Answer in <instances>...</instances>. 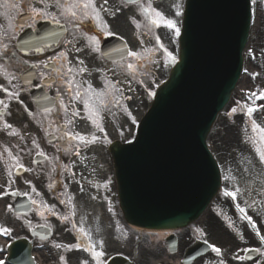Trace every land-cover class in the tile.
<instances>
[{"label":"water","instance_id":"95a60500","mask_svg":"<svg viewBox=\"0 0 264 264\" xmlns=\"http://www.w3.org/2000/svg\"><path fill=\"white\" fill-rule=\"evenodd\" d=\"M248 29V0L188 1L181 63L171 83L162 89L153 116L163 124V130L152 129L149 119L136 144L139 149L154 148L162 139L182 152L158 150L155 156H141L143 163L158 161L173 163L174 167L163 175L162 184L156 182V170H151L148 174L152 179L146 176L144 181L152 184L143 183L122 198L130 222L147 227H157L165 219L164 223L185 224V208L193 207V212L197 201L203 206L216 192L219 174L204 140L239 78ZM130 170L135 178H144L136 163ZM159 196L165 197L168 213L163 212ZM172 198L177 209H169ZM190 200L192 205L186 206Z\"/></svg>","mask_w":264,"mask_h":264},{"label":"snow or ice","instance_id":"6c2138e0","mask_svg":"<svg viewBox=\"0 0 264 264\" xmlns=\"http://www.w3.org/2000/svg\"><path fill=\"white\" fill-rule=\"evenodd\" d=\"M33 0H24L23 5L21 3H12L9 2V0H5L4 3L0 4V7H2L5 11V13L10 12H17L19 13V10L21 7H26L28 4L32 3ZM127 4L129 5H137L142 16L144 17L145 24L144 27L147 28L149 32L152 31L153 27H161L163 26L166 28L170 33L171 36L169 39L173 40L175 42L178 40L181 35V27L182 23L179 20V18L183 15L181 11V6L179 4L175 5V11L172 17L165 16L161 11L153 8L151 6V3L149 2L147 6L142 2V0H126ZM38 3L41 5L40 7L32 6L30 8V14L27 16L26 19H24L23 23L15 24V26L12 27L11 33L6 34V38L8 40H15L16 35L18 32L23 31L25 27H33L38 20H50L51 23L60 26L61 21H65V28L64 30L67 31V25H71V28L73 30V39L65 41L66 44L70 45V50L66 51H60L56 54L55 57L50 58L48 61H46L43 64V69L46 70L49 65L52 66L53 72L55 73V76H53L51 73H46L44 70H39L40 66L37 64H28L25 71L28 73V76H34L37 75V72L32 71L33 69L38 70V75L41 79H47L53 84H60L64 87V94L61 95L60 90H57V95L54 97H48L45 95L42 99L46 101L47 103L42 105V110L38 113L41 118V127H44V121L47 120L50 122L51 126L56 127L59 124V117H60V111H63L64 114V127L59 128V139L65 140L67 142V147L63 149V152L65 155H75L77 157H81V149L83 147H87L90 143H95L97 140L100 139L99 136H96L93 134L91 136V139L89 140L86 138L84 134H81L79 132L70 131L68 126L73 125L74 118L80 117V110L75 107L76 103L83 104L85 112L88 113L87 119L91 121L93 125H96V120L93 119L94 115H99L103 112H111L113 107H123L120 104V100L127 99L131 100L132 97H124L123 92L121 88L119 87V81H112V80H105V87L103 89L97 90L93 87L90 81H84V80H77V76H82L85 72H88L87 67H85V61L82 59H79V57L76 58V64L74 65L72 60L69 59L70 51L72 52H83L85 48H91L92 51H99L98 47H94V45L99 44V40L97 39V36L95 34H90L92 32V29H95L96 31H99L100 33H105L107 35H114L109 28L110 26L105 21L103 13H109L113 16L116 15V12H110L109 8L106 7L108 4V0H103V3H101L99 6H97L96 0H38ZM52 9H55L54 11ZM118 11V10H117ZM85 22H88L89 27L85 29ZM133 23L136 24L137 28L141 27L140 23H137L135 20H133ZM75 33H79V37L75 35ZM55 35V33H53ZM83 38L86 43L83 47H76V43H78L79 39ZM160 37H156V41L159 43ZM143 43V41H141ZM27 46V47H25ZM28 47H32L34 51L39 52L41 49L39 47H35L31 41H24L23 45L19 47V51L21 52H27ZM163 50L162 59L165 61V66H167L168 63L174 64L177 60L176 55L173 53V51H170L168 48L164 47V45L161 43L159 44V48L155 49V51ZM116 51H120V49H116ZM17 53L16 51H13L9 48L8 43L4 42L3 38H0V59L8 58L10 61H14ZM147 63L156 64L159 63L154 58V54L148 57H145L142 55V53H138L135 51H126L124 58L121 62L117 63V67L121 71H125L130 73L132 76H136L138 72L143 70L144 73H148ZM59 62L60 66H56V64ZM22 64H26L27 61H22ZM15 64H0V74L3 75L4 79L7 81L8 85L11 86V89L9 87L4 86L3 84H0V91H3L6 94L7 99H14L19 101V96L21 92L24 90L22 87H20L18 84H14L13 81H17L20 79V76H18L16 73L11 72L9 69L11 67H14ZM99 71V70H98ZM30 82V81H29ZM142 82V81H141ZM86 86V87H85ZM150 95H154V93H150ZM253 96L256 95V93H252ZM67 96V103H65L64 97ZM261 96L264 97V93H261ZM21 104H23V101H19ZM0 106H3L4 109L8 108V103L5 99H0ZM244 108L246 109V115L251 117L252 113L254 111L253 107L245 105ZM124 111H127V108L124 107ZM236 108H233L231 110V113H235ZM29 116H33L35 118L34 114L29 112ZM130 114V113H129ZM53 116L56 117L55 120H53ZM3 118V113L0 112V119ZM102 119V117H101ZM133 123H135V120H133ZM4 127L6 129H12L13 125L10 123L4 122ZM251 128L252 132L255 135L256 133H260L259 135V141L264 142V127H260L255 120L251 121ZM97 130L100 133H105V130L102 126H98ZM13 135L19 136L20 134L18 132H13ZM54 134V133H49ZM20 139L23 140L24 137L20 136ZM75 142V143H73ZM32 143L39 148V144L35 140L32 141ZM253 143H256V140H253ZM71 149V151H69ZM259 162L261 165H264V150L257 147L254 149ZM5 151L8 154V157L10 160H14L17 163V167L20 169H23V171L28 172L32 171L30 168H26L22 163H19V157H14L12 152L8 149H5ZM57 151H61V149H57ZM39 155L43 156L44 153L40 152ZM87 158L82 157L81 163H83ZM59 157H54L53 161H58ZM251 163V161H249ZM65 171H69L68 165H62ZM51 171H55V167L51 169ZM73 177L75 176V173H72ZM9 176V185L11 186L12 183H15V181L12 179V172H8ZM230 179L229 177H225V180ZM234 179V177L232 178ZM27 184H31V181H25ZM79 184V181H77ZM66 188L67 185H64ZM99 187V185H97ZM105 187H107V184H105ZM81 191H83V186H81ZM32 191L35 192V187L32 188ZM21 193L18 190H14L11 193L5 189L2 193H0V196L4 195H13L18 196ZM240 194L239 187H235L232 191H225V195L231 197L233 200H236L237 195ZM24 195H28L27 192L24 193ZM62 196H66V193H62ZM30 202L32 205L39 207H44L47 209L51 215H58V213L55 211V205H48L46 203L38 204L37 200L33 199L32 197H29ZM94 199V197H93ZM60 203L65 206H71V210L69 214L60 216L59 218L64 220L65 222H68L70 220V217L75 216V205L72 204V197L67 196V199H60ZM253 204H255V201H253ZM236 207L240 210L241 213L244 214L243 218L251 221V217L247 216L246 210L242 207H240L239 204L236 205ZM9 210H12V206H8ZM43 215V213H41ZM81 225L84 223V217H81L80 221ZM72 227L76 228L77 225L75 222L72 223ZM12 229L8 227L0 228V235L3 236H9L11 237ZM199 231V229H197ZM79 232L83 234L84 237L87 239V245L85 248V251H88L91 253L92 257L96 258V260L99 262V258L101 257L102 253L99 251H96V243L92 239V235L90 231H85L83 227L79 228ZM259 234V233H257ZM261 242H264V236H260ZM207 242V241H205ZM99 245L103 246V241L98 242ZM81 245L76 244L72 245L70 247L73 248H79ZM54 247L61 248L62 245L55 244ZM259 251V249H257ZM212 251L215 252L217 255L221 254V249L219 247L212 246ZM234 259L238 260H244L245 257L243 256H234ZM61 260H64V257H60ZM83 264H87V261L83 262ZM219 264H225V261L221 259L219 261Z\"/></svg>","mask_w":264,"mask_h":264},{"label":"flooded vegetation","instance_id":"af4514ba","mask_svg":"<svg viewBox=\"0 0 264 264\" xmlns=\"http://www.w3.org/2000/svg\"><path fill=\"white\" fill-rule=\"evenodd\" d=\"M5 0H0V4L4 3ZM9 2L12 3H21L23 5L24 0H9ZM32 6H36V7H40L41 5L38 3V0H33L32 3L28 4L26 7H21V9L19 10V13L13 11L10 13H5L4 9L2 7H0V38L4 39V42L8 43L9 48L13 51H16L17 55L15 57L14 61H10L8 58H3L0 59V64H15L14 67H11L9 70L11 72L16 73L18 76H20V79L17 81H13L14 84H18L20 87H22L24 90L21 92L20 96H19V101H23V104H21L18 100H14V99H7L6 94L3 91H0V99H5L6 102L8 103V108L4 109L3 106H0V112L3 113V118L0 119V136L4 133L7 134L9 132V129H6L4 127V122L6 120H11V123L13 125H17L14 126L11 130L13 132H19V128L20 129H25L24 127H19V124L24 122V117L29 113H33L35 115V104L32 100V93L31 91L35 88V86H41V83L44 82V80L47 79H41L38 75V70L33 69L32 71L37 72L36 75V80L34 79L32 81V83L30 84L28 81V73L25 71V69L27 68L28 64H37L40 66L39 70H44L43 69V64L48 61L50 58L55 57L57 53H59L60 51H66L69 48V45L65 43L66 40L62 41L59 46H58V52H52L51 49V45H50V29L48 28V26L46 27V30L43 29L42 27V21H46V22H50V20L45 19V20H38L36 22V24L29 28V27H25L23 29V31H20L17 33L16 35V39L15 40H8L6 38V34L7 33H11L12 31V27L15 26V24H18L19 19H22V23L24 21V19L27 18V16L30 14V8ZM61 24H65V21H61ZM89 27L88 22H85V29H87ZM24 32H28L32 35V33H36L39 34V38L37 40V42L39 44H41V53L40 55L36 56L34 51H29L27 53V55H23L19 52L18 48H17V40L19 38V36L21 34H23ZM96 30L92 29V32L90 34H95ZM79 33H78V37H79ZM80 55L81 52L76 53L74 52L73 54H69V59L72 60L73 64L75 65L76 63L74 62V59L76 57H79L80 59ZM22 61H27L26 64H22ZM56 66H60L59 62L56 64ZM52 66L49 65V67L44 70L46 71V73H51L53 76H55L54 72H51ZM0 84H3L6 87H9L11 89V86L8 85L7 81L4 79L3 75L0 74ZM58 86H60V84H57ZM75 107L78 108V103L75 104ZM20 118V119H19ZM30 118L32 119L33 116H30ZM78 118L76 117L74 118V123L71 126H68L70 131H74L77 132L78 129ZM56 117L53 116V120H55ZM35 121H33L34 123ZM18 127V128H17ZM60 127H64V114L63 111L60 113V117H59V124L56 127L51 126L50 122L45 120L44 121V127H41L43 130V133L46 135V137H50L52 136L55 141V143H50L51 146L54 147L55 150L60 149L59 145L63 146L64 148L67 147V142L65 140H60L59 139V128ZM30 131H33L34 127H29L27 128ZM49 133H54V134H49ZM46 140H48V138H46ZM75 143V142H73ZM38 150H41V147L39 146V148H37ZM69 151H71V149H69ZM32 155L33 156V152H31L29 154V156ZM63 152L62 150L58 152V154H54V157H62ZM53 157V158H54ZM20 162V160H19ZM55 162L52 159V163ZM10 164H16V161L14 160H10L9 161ZM60 165V161L57 162ZM51 169L50 166L47 167V170L43 172V174L41 175H35V174H31V175H27V178L24 176L21 178H17V180L20 182V184L24 187H31V184H27L25 183V181H34L36 178L39 180H42L44 182H50L55 184L56 182H59L60 180H56L54 181L53 176L50 175ZM32 179V180H31ZM60 187V186H58Z\"/></svg>","mask_w":264,"mask_h":264},{"label":"rangeland","instance_id":"374dc122","mask_svg":"<svg viewBox=\"0 0 264 264\" xmlns=\"http://www.w3.org/2000/svg\"><path fill=\"white\" fill-rule=\"evenodd\" d=\"M177 4H179L181 6V11H182L183 0H166V2L163 3V5L166 7V9L170 8L173 11V14L175 11L174 6ZM180 18H179V20H180ZM173 45L175 46V42H173ZM164 47H166V46H164ZM251 48L252 47L250 46V49ZM250 53L254 56L253 50L250 51ZM253 65H254L253 62L250 59V63H247V65H246L245 78L242 81V87L240 88V90H238V92L234 96L235 102L242 101L243 96H245L246 94H249V93H247V91H245V89L249 88V86L247 87V85L249 84V77L252 75ZM262 83H264V79H262ZM148 90H149L148 91V94H149L148 101H150V99H151L150 93H153V89H152V87H150L148 85ZM232 124H233V122L229 123V125H232ZM226 127H229V126L226 124V118L224 116H222L220 118L218 124H217L216 131L213 134V138H211V141H210V144L213 148L215 155L219 158V160L221 162H223L225 160L224 163L227 162V159L233 153V149L231 148V150H230L229 144L233 142V139H235V131L233 129H231V130L227 129ZM242 137L244 138L243 139L244 143H251L250 140L247 139L248 137L245 133L242 134ZM234 141H236V139ZM225 155H226V157H225ZM104 159L106 160V162L104 160L100 161L98 163L99 165L94 168L95 174H97V179H96V181L91 183V185H93V186H91V190H89V191L93 195L98 196L97 198L100 199V201H101L100 206L96 205V206H94V209H95V211L97 210V211H99L100 214L103 215V217H104L103 220H104L106 225H107L106 215L108 217L113 216L112 236L109 239V241H111V242L109 244H107V233H106V235L103 236L104 248H103V250H101V252L104 256V260H107L108 258H110L113 255L124 254L123 252H125V255H132L133 243H130V242L124 243L123 234H126V235L129 234L131 236V238L133 237V239L136 238L137 234H135L131 229H129L124 224V222L121 219V216L119 215V211L117 208L116 195H115V191H114L115 189H113V192H114V199H113L114 208H112L111 211H109L108 209H105V207H104L105 201L103 202V199L98 194L99 192H101L102 188H104V196H107V190H106L105 184L103 185V183L105 181H110V183L112 184V166H111L110 160L107 159V157H105ZM97 185H99V187H97ZM244 188H245V186L242 187L240 185V187H239L240 193L242 191H244ZM109 193H110V191H109ZM246 193L247 194H245L244 196L239 198V200L243 206H249L251 203L250 202L251 198L248 196L249 192L246 191ZM225 201L227 202L224 194H221L219 196V198L216 200V205L221 206L222 203L226 204ZM227 204L229 206L230 203L227 202ZM90 214L92 216H94L93 212H90ZM207 218H208V216L206 218H204L199 224L203 225L205 223V221L207 220ZM12 224H13L12 216L7 212L2 213L0 216V228L8 227V228H11L13 230ZM85 230L90 231L91 235L93 237H96V234H95V232L91 226H89V225L86 226ZM1 238L3 239V241L4 240L10 241L13 239V236H12V234H11V237L1 235ZM152 239H153V242H155V243L159 242L161 240V238H159V237H157L155 239L152 238ZM219 243H221V242H219ZM128 246H129V248H128ZM141 251H143V252L142 253L140 252L139 260L141 261L142 264H157L158 263V262H156L155 258H152V257L149 258V256H150L149 252H145L143 249ZM140 261H139V263H140Z\"/></svg>","mask_w":264,"mask_h":264},{"label":"bare ground","instance_id":"6f19581e","mask_svg":"<svg viewBox=\"0 0 264 264\" xmlns=\"http://www.w3.org/2000/svg\"><path fill=\"white\" fill-rule=\"evenodd\" d=\"M148 232H151V231H148ZM157 234H163V232H156Z\"/></svg>","mask_w":264,"mask_h":264}]
</instances>
